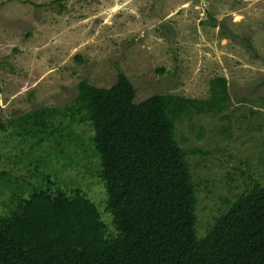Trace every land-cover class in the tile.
I'll return each instance as SVG.
<instances>
[{"label": "rangeland", "instance_id": "374dc122", "mask_svg": "<svg viewBox=\"0 0 264 264\" xmlns=\"http://www.w3.org/2000/svg\"><path fill=\"white\" fill-rule=\"evenodd\" d=\"M120 72L137 103L157 94L207 99L211 80L227 79L225 112L177 123L180 145L198 150L188 161L204 236L227 210L224 199L252 180L264 185V0H0V124L73 103L84 80L110 88ZM74 131L91 134L83 125ZM54 147L32 153L12 129L1 131L0 172L22 179L34 170L29 160L51 156L42 172L66 191L85 192L113 232L95 158L64 146L57 159ZM10 196L0 192V214Z\"/></svg>", "mask_w": 264, "mask_h": 264}, {"label": "trees", "instance_id": "16d2710c", "mask_svg": "<svg viewBox=\"0 0 264 264\" xmlns=\"http://www.w3.org/2000/svg\"><path fill=\"white\" fill-rule=\"evenodd\" d=\"M78 89L73 103L30 111L0 132L12 129L32 153L54 143L49 155L57 159L70 146L95 158L114 231L85 192L66 191L42 172L51 156L29 160L28 177L0 172V192L11 193L0 214V264H264V185L252 180L224 199L227 210L200 237L188 161L198 150L177 141L178 122L231 106L226 78L211 80L207 99L157 94L137 103L122 72L110 88L84 80ZM80 125L89 137L75 133Z\"/></svg>", "mask_w": 264, "mask_h": 264}]
</instances>
